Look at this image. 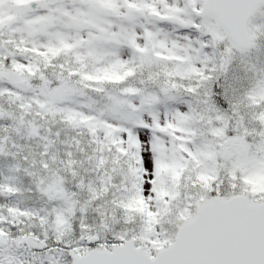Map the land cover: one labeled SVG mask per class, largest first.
<instances>
[{
  "label": "snow or ice",
  "instance_id": "6c2138e0",
  "mask_svg": "<svg viewBox=\"0 0 264 264\" xmlns=\"http://www.w3.org/2000/svg\"><path fill=\"white\" fill-rule=\"evenodd\" d=\"M262 50L264 0H0V264H264Z\"/></svg>",
  "mask_w": 264,
  "mask_h": 264
},
{
  "label": "rangeland",
  "instance_id": "374dc122",
  "mask_svg": "<svg viewBox=\"0 0 264 264\" xmlns=\"http://www.w3.org/2000/svg\"><path fill=\"white\" fill-rule=\"evenodd\" d=\"M251 59L253 63H257V54L253 52L251 54ZM259 62H264V50L259 54ZM235 73L237 76L243 77L244 78V83L246 86H254L255 84V76L253 73H245L243 71V66L240 63V59L237 57L232 63V65L229 68V74ZM243 104V103H242ZM241 104V109L244 111H247L248 108H246L244 105ZM241 110V113L243 114L244 112ZM251 126V125H250Z\"/></svg>",
  "mask_w": 264,
  "mask_h": 264
}]
</instances>
